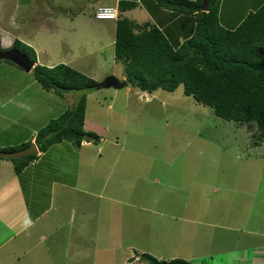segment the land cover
I'll use <instances>...</instances> for the list:
<instances>
[{"label": "rangeland", "instance_id": "374dc122", "mask_svg": "<svg viewBox=\"0 0 264 264\" xmlns=\"http://www.w3.org/2000/svg\"><path fill=\"white\" fill-rule=\"evenodd\" d=\"M10 1L0 0V6ZM42 1L50 4L49 10L43 11L37 0H21L31 11L21 15L22 22L10 35L12 42L20 39L49 48L39 54L36 66L45 65L39 58L48 54L58 64L73 60L72 68L101 87L108 77L126 81L108 26L95 16L94 31L81 26L85 13L77 9L83 10L92 0ZM77 1L79 7L72 8ZM221 2V11H227L229 1ZM242 12L239 9L238 14ZM221 16L222 21L229 18L227 12H220ZM44 17L62 19L63 29L55 30L52 22L49 28ZM240 18L234 15L231 19L239 22ZM1 24V46L8 49L3 39L5 19ZM182 27L186 32V23ZM29 82L36 84L32 72L0 64L1 150L8 149L5 144L9 141L29 142L35 134L31 131L38 132L67 106L65 101L55 102L38 93V84L28 88ZM81 94H65L63 100L72 104ZM21 104L31 109L22 114ZM85 130L100 136V142L90 139L80 148L64 141L50 146L45 156L34 161H39L34 167L47 182L54 177L102 193L93 198L94 204L88 200L85 206L69 207L71 222L66 206L60 216L53 217L51 212L42 219V228L69 222L54 236L50 229L45 232L51 242L55 239L56 244L50 246L52 253L59 254L56 262L150 264L140 259L147 253L159 261L264 264V142L258 147L255 144L256 123L239 126L218 118L210 107L187 97L183 85L174 92L154 94L130 86H103L88 97ZM45 207L32 211L40 213ZM24 236L0 250V264H10L13 250H28V240L21 242ZM4 237L0 233V241ZM50 246L44 244L46 256ZM40 252L34 250L32 256L38 258ZM22 261L30 262L28 257Z\"/></svg>", "mask_w": 264, "mask_h": 264}, {"label": "trees", "instance_id": "16d2710c", "mask_svg": "<svg viewBox=\"0 0 264 264\" xmlns=\"http://www.w3.org/2000/svg\"><path fill=\"white\" fill-rule=\"evenodd\" d=\"M156 1L162 7L193 16L192 34L174 46L157 27L143 30L128 19L119 18L115 57L127 77L121 82L149 94L159 90L174 92L183 85L187 97L210 107L218 118L239 126L256 123L259 134L255 144L261 146L264 142V5L231 30L220 22L222 2L219 0H211L206 9L203 0ZM135 5L122 2L119 8L125 11ZM12 48L38 62L36 50L25 42L16 40ZM6 50L1 46L0 36V52ZM1 63L16 66L6 60ZM32 75L43 90L53 91L59 97L82 93L61 116L37 132L36 145L40 152L45 153L50 146L63 141L81 147L85 136L100 142V136L85 130L88 94L102 88L99 82L63 63L53 67L38 64ZM31 145L29 141L3 150L18 151ZM37 158L35 155L11 159L16 174ZM140 259L150 264H193L183 259L159 261L147 253Z\"/></svg>", "mask_w": 264, "mask_h": 264}, {"label": "crops", "instance_id": "0c3cea01", "mask_svg": "<svg viewBox=\"0 0 264 264\" xmlns=\"http://www.w3.org/2000/svg\"><path fill=\"white\" fill-rule=\"evenodd\" d=\"M228 1H229V6L227 11L223 9L221 11V6H220V12L221 15L227 12L229 18L227 19V21L226 20L222 21V16L221 18L219 17L222 25L228 29H231L229 28L230 25H233L234 27L232 26L231 27L236 29L249 14L256 12L264 5V0H228ZM20 2L21 0H12L8 2V4L5 3L2 6H0V26L2 25L1 22H3V20L5 19L4 26L6 31L3 32V39H6L5 44H8L6 45V48L8 49L9 47L12 46V44H14V42H12L13 37H11L12 28L17 27L19 21L20 23L22 22L21 15H24L25 12L27 13L31 11L30 7L27 4H21ZM37 2L39 6L43 8V11H46L47 8L49 10L50 7L48 6H50V4L42 0H37ZM122 2H134L136 3V5L133 9H127L125 11H121L119 7ZM78 4L79 1H77L72 6V8L79 7ZM84 5L85 2L83 1V6ZM99 7L116 8L117 10H119L118 17L128 19L133 24L142 27L143 30L157 27L164 33L166 38L174 46H177L178 44H182L185 41L186 36H190L192 34V30L194 28L193 16H188L186 14L180 13L172 8L162 7L158 5L156 0H92L83 7L84 8L83 10L81 8L77 9L79 12L83 11L85 13L84 18L81 19L82 27L90 28L93 31L95 30L93 25H95L98 22H96L92 18V16H95V12ZM86 8H90V9L85 10ZM239 9H243L242 14H238ZM86 12H91V13L89 15H86ZM78 14L80 15V13ZM234 15L235 16L241 15L239 22H235L231 19ZM44 18L46 20V24L48 27L50 25V22H52L54 25H56L55 30L63 29V25L61 23L62 19L60 20L57 17H55L54 20H52L49 17H44ZM185 23H186V32L183 31L182 29L183 28L182 26ZM103 24H106L108 26V31H109L108 34L110 36L111 44L115 45L116 32L118 26L117 21L116 20L103 21ZM28 45L34 47L38 57L40 56L39 54H41V56L43 55L42 50L45 49L49 50V48H47L43 44L41 45L28 44ZM39 59H41L42 60L41 62H43L48 67H53L55 65H58V61L56 59L53 60V56H49L48 54L46 58L42 59L40 57ZM65 64L70 66L73 64V60L68 59V61ZM36 84L34 85L32 84V82H29L28 88L34 87L36 86ZM17 85L21 89L20 84ZM37 92L40 93L42 96L46 97V99H50V100L54 99L55 102H57V99L65 101L67 103V106L64 108L62 107L64 110L69 109L73 105V103L72 104L68 103L70 100H63L64 96L59 97L54 93L51 94L50 92L43 90L42 88H38ZM92 95L93 92L88 94V97H91ZM14 96L18 97V94ZM21 105L23 109L22 114L25 110L31 109V106L27 105L28 106L27 108L25 106L26 104L25 105L21 104ZM57 105L58 107H61L63 104L57 103ZM1 106H0V113L2 112ZM20 106H17V108L19 109ZM31 132L35 134L31 137L30 141L32 142V144L33 143L36 144L37 131L33 130ZM26 142H28V139H24L21 142L20 140H16L15 143L13 141H9L6 142L5 145L8 146L7 148H13L20 146L21 144ZM86 142H88L89 144V141ZM88 144L87 143L83 144L82 147L80 148H84ZM37 156L43 157L45 156V154L39 151ZM41 157H39L38 160ZM38 160L35 163L32 162L20 174H16L14 170L15 165L13 162L10 161L9 163L8 161L0 160V165H4L2 166L4 167L2 168L4 170L2 172V175H0V233L5 236L0 241V250L6 245L12 243L16 238L22 237L24 234L25 236L21 239V242L23 243L24 241L28 240V244H29L28 250L27 248L22 247L23 253L20 252L21 248H18V252L20 253L17 252L15 253V250L12 251L13 254L8 260L10 264H27L22 261L23 258H27V257L28 260H30L29 264H45L48 262L50 264L52 263L59 264V262H56L57 260L56 257L59 254L52 253V249L50 246L56 244L55 239L53 240V242H51L50 241L51 238L47 239L45 237V232L50 229L53 236L54 234H58L59 231H62L63 225L67 226L69 225V222L73 220L71 217L72 214L71 212H69V207L85 206L88 200L90 201V203L94 204L93 198L95 197L99 198L102 194V193L96 194V192L87 189L86 186H82L80 188L78 183L73 184L72 182L60 181V180H56L57 178L54 177L51 178L50 182H47L46 176L42 174V171L39 169L37 170V168L34 167V166H38L39 163ZM76 175L77 176L75 177L78 178L79 174ZM44 183H46V188L43 186ZM78 193H81V196H83V198ZM39 206H47V207H45V209L40 213H33L32 211L33 208L34 211H36L39 208ZM64 206H66V211H68L67 212L68 216L70 213L69 222L68 221L65 222L66 220H64V222H61V226L58 228H56L54 225H52L53 228L49 226H44L43 228L41 227L43 221L42 219L46 215L52 212L53 217L60 216L59 213H62V208H64ZM66 219L68 220V218ZM31 229H33L35 232L34 231L30 232ZM34 233H36L35 236H33ZM29 237H31V239H29ZM43 240H45L46 242H42ZM44 244H46V246H50L49 250L51 253H48L47 256L43 252ZM34 250L41 251L38 258L37 256L36 257L32 256L34 255ZM4 253L5 252H3V254Z\"/></svg>", "mask_w": 264, "mask_h": 264}, {"label": "water", "instance_id": "95a60500", "mask_svg": "<svg viewBox=\"0 0 264 264\" xmlns=\"http://www.w3.org/2000/svg\"><path fill=\"white\" fill-rule=\"evenodd\" d=\"M211 0H203V8L206 9V6L209 4ZM9 61L18 66L20 69L24 70L26 73H31L36 67V64L30 60V58L20 52L17 49H7L4 52H0V61ZM104 88H114V89H121L125 86V83H122L120 79L116 77H108L106 78L105 82L103 83L102 87ZM89 136H85V141H90ZM39 149L36 144H32L28 148H24L18 151H4L0 149V158L3 159H23L25 157L38 155Z\"/></svg>", "mask_w": 264, "mask_h": 264}, {"label": "built area", "instance_id": "2783aa9c", "mask_svg": "<svg viewBox=\"0 0 264 264\" xmlns=\"http://www.w3.org/2000/svg\"><path fill=\"white\" fill-rule=\"evenodd\" d=\"M96 18L99 20H115L117 18V10L113 7H99L96 10Z\"/></svg>", "mask_w": 264, "mask_h": 264}, {"label": "clouds", "instance_id": "9594fccd", "mask_svg": "<svg viewBox=\"0 0 264 264\" xmlns=\"http://www.w3.org/2000/svg\"><path fill=\"white\" fill-rule=\"evenodd\" d=\"M116 9V8H115ZM117 10V9H116ZM118 14H119V10H117V18L115 19L116 21H118V19L120 18V17H118ZM95 17H96V12H95ZM97 19V18H96ZM97 20H99V19H97ZM101 21H112V20H101ZM9 49H11V48H9ZM36 64V63H35ZM34 144V143H33ZM38 147V146H37Z\"/></svg>", "mask_w": 264, "mask_h": 264}, {"label": "bare ground", "instance_id": "6f19581e", "mask_svg": "<svg viewBox=\"0 0 264 264\" xmlns=\"http://www.w3.org/2000/svg\"><path fill=\"white\" fill-rule=\"evenodd\" d=\"M35 156V155H34Z\"/></svg>", "mask_w": 264, "mask_h": 264}]
</instances>
